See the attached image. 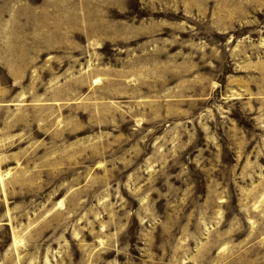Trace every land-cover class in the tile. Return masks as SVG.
<instances>
[{"label": "rangeland", "instance_id": "rangeland-1", "mask_svg": "<svg viewBox=\"0 0 264 264\" xmlns=\"http://www.w3.org/2000/svg\"><path fill=\"white\" fill-rule=\"evenodd\" d=\"M0 264H264V0H0Z\"/></svg>", "mask_w": 264, "mask_h": 264}]
</instances>
